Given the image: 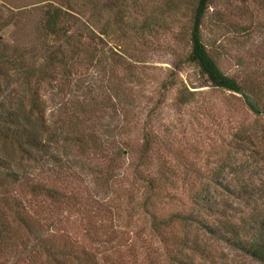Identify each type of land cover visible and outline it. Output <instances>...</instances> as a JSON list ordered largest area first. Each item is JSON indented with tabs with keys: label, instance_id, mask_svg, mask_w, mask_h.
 I'll return each instance as SVG.
<instances>
[{
	"label": "rangeland",
	"instance_id": "rangeland-1",
	"mask_svg": "<svg viewBox=\"0 0 264 264\" xmlns=\"http://www.w3.org/2000/svg\"><path fill=\"white\" fill-rule=\"evenodd\" d=\"M67 1L0 0V47L33 51L30 63L40 67L43 54L55 47L37 32L44 9ZM196 1L80 0L87 9L68 20L86 47L75 67L59 70L37 89L46 128L35 130L42 138L49 129L44 140L50 143L32 159L9 148L3 157L7 170L0 175L10 181L0 183V211L17 200L33 224L29 231L6 215L15 248L4 253L3 264H45L51 259L46 250L63 246L93 253L104 264L103 258L111 264H146L152 251L151 262L158 263L166 246L151 228L150 210H140L139 177L144 184L160 180L162 190L152 205L168 217L188 209L191 195L210 183V171L225 157L237 167L223 178L250 179L254 198L252 207L241 200L228 213H252L257 224L264 220V117L253 114L240 96L210 87L196 67L185 64ZM202 40L226 76L245 89H262L264 109V0H213ZM24 87L13 72L0 76V111H17L11 104L26 101L32 92ZM72 135H82V144ZM147 141L152 166L144 168L138 153ZM4 151L0 144V156ZM119 152L114 164L108 162ZM38 184L59 196L34 190ZM256 223L242 230L253 236ZM180 231L173 228L169 244L180 239ZM204 247L208 259L202 264H259L216 238H203L199 248Z\"/></svg>",
	"mask_w": 264,
	"mask_h": 264
},
{
	"label": "trees",
	"instance_id": "trees-1",
	"mask_svg": "<svg viewBox=\"0 0 264 264\" xmlns=\"http://www.w3.org/2000/svg\"><path fill=\"white\" fill-rule=\"evenodd\" d=\"M212 2L213 0H197L192 9L190 26L186 34L189 49L185 64L196 67L200 75L207 80L210 87L240 96L253 114L264 117V109L261 105L262 97H260L262 96V89L256 87L245 89L235 79L226 76L210 56L207 47L203 43L202 29ZM87 7L86 4L80 3V0H68L60 7H55L54 5L45 7L37 32L40 36L42 35L43 41L50 42V46L55 45V47L43 54L40 67L30 63V59L35 57V52L24 51L9 45L0 47V76L5 77L9 71L13 72V76H18L24 80V88L32 91L26 101L11 104L12 109L17 106V111H8L9 109L3 108L0 111V144L5 147L4 155L0 156V171L7 170V167L3 165L5 162L3 157L9 155L8 148L16 156L28 157V159L38 157L47 149L48 146L46 144L50 143V138L44 140V137L50 136L49 129L47 128L48 131L44 130L46 135L42 138L38 137L39 134L35 130L41 127L46 128L43 110L44 102L39 99L37 89L48 80L53 79V75L58 73L59 70H67L70 66L75 67L77 65V61L82 54L81 50L85 49L86 45L79 30L74 33L70 31L73 24H69L68 18H75L76 15H81V11L87 9ZM170 85L172 86V84ZM165 89L167 90L166 86ZM186 93L191 95L189 92ZM184 94H181L183 103L187 102ZM40 117L44 122L38 120ZM64 129V126H61L60 130L64 131ZM71 130L69 128L67 132ZM72 136L82 144V135H79L82 139L77 135ZM152 150L150 142L147 141L142 151L138 153V161L144 168L152 166V162L149 159ZM121 154L122 152L114 154V159L108 160V162L114 164ZM14 165L18 166L17 163H14ZM232 167L237 166L232 165L229 159L225 157L215 169L210 171V183L201 185L199 190L191 195L188 209L185 212L173 213L168 217L159 216L153 209L156 204L152 205V201L158 199L162 190V188L158 187L160 180L152 178L151 180L149 179L150 181L147 184H144L141 183L143 179L139 177V186L142 185L144 196L140 210H150V216H152L151 228L163 237L162 241H164L166 246V252L163 255L164 261L162 256L160 257L161 259L158 258V263L151 262L155 254V252L151 251L144 259L146 264H161L160 261L164 262V264H202L208 259L207 249L205 247L203 250L199 248L202 239L205 237L216 238L235 249L242 250L245 255L259 264H264V220L257 224L252 213L245 216L238 211L236 212L240 216L237 213L230 216L231 214L228 213V209L236 205L238 201L243 200L241 204L246 207H252L254 201V198L249 193L253 188V183L250 179L242 182V180L235 178L231 180L223 178L227 169ZM239 169L243 170V166H239ZM110 176L113 177L112 175ZM3 180L9 179L4 175H0V183L6 185L8 181L3 182ZM166 181L165 178L162 182L166 183ZM16 182L18 181L15 180L14 183ZM34 190L45 192L48 197L56 198L59 196L58 192H52L41 184H38ZM261 197L264 209V196ZM261 212L263 213L262 217H264V210ZM26 213V207L22 206L21 202L17 200H14L9 205L7 212L0 211V264H3L2 257L4 253H9L11 249L13 251L15 248L10 226L7 225L6 215L8 217L14 216L17 221L30 231L33 228V224L31 219L28 220L23 216ZM213 216H215V220H213ZM254 223L257 224L254 228L255 234L251 236L248 232L244 233L242 230L243 226H253ZM174 227H180L182 235L180 239L177 241L173 240L172 244H169L167 236L172 233L171 231ZM42 250L45 251L44 247H42ZM34 252L36 254L42 253L39 250H34ZM46 253L50 254L51 259L45 264H104L103 261L98 260L95 254L84 250L77 253L70 246H63L57 249L51 247L46 250ZM103 259L105 264H111L109 259ZM115 264H119V262Z\"/></svg>",
	"mask_w": 264,
	"mask_h": 264
}]
</instances>
